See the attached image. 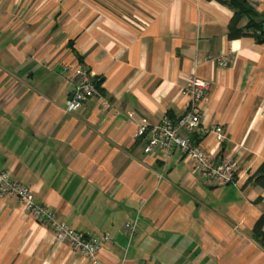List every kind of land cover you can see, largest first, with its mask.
Listing matches in <instances>:
<instances>
[{"label":"crops","instance_id":"1","mask_svg":"<svg viewBox=\"0 0 264 264\" xmlns=\"http://www.w3.org/2000/svg\"><path fill=\"white\" fill-rule=\"evenodd\" d=\"M246 1L264 13V0ZM231 18L214 0H0V170L72 229L108 234L100 264H264L250 237L264 190L246 185L264 162V43L229 39ZM78 67L102 80L108 109L65 111V69ZM192 76L208 96L199 130L180 134L235 163V184L208 183L176 152H143L139 123L183 116ZM0 264L90 261L4 198Z\"/></svg>","mask_w":264,"mask_h":264},{"label":"built area","instance_id":"2","mask_svg":"<svg viewBox=\"0 0 264 264\" xmlns=\"http://www.w3.org/2000/svg\"><path fill=\"white\" fill-rule=\"evenodd\" d=\"M220 67H228L225 57L217 61ZM69 79V98L65 111L73 113L89 100H95L104 110L110 107L108 101L100 93L92 74L81 68L74 70L65 69ZM189 88L186 95L189 97L187 110L178 120L172 121L164 118L157 125H149L146 120H141L138 125L137 135L146 136V145L143 152L149 154L157 152L163 158H167L172 152L178 153L182 158L190 160L199 173L208 183L216 186H228L235 184L236 164L233 162L214 163L205 152L191 144L182 137L181 130L193 132L200 128V114L197 104L206 100L209 91V83L198 77L192 76L189 80ZM217 143L224 139L222 127L215 126L211 129ZM4 198H16L23 210L26 211L38 224L48 227L55 241L71 246L72 250L79 252L90 264H100L99 254L106 243H109L108 234L87 236L75 231L65 222L58 220L54 211L45 205L34 203L32 190L11 179L10 175L0 170V200ZM136 219L125 223L124 232L130 241L136 233Z\"/></svg>","mask_w":264,"mask_h":264},{"label":"trees","instance_id":"3","mask_svg":"<svg viewBox=\"0 0 264 264\" xmlns=\"http://www.w3.org/2000/svg\"><path fill=\"white\" fill-rule=\"evenodd\" d=\"M214 1H216L219 4L225 5L232 11V18L228 25L227 36L229 39H239L242 37H249V38H253L259 44L264 43V13L258 12L246 0H214ZM243 21L245 23L244 25H241ZM77 59L81 63V58L78 57ZM93 82L95 83L100 93L103 95V90L101 89L102 80L94 79ZM235 181H236V176H235ZM246 185H252L254 187H258L260 190H264V162L258 167L256 172L248 178ZM259 200H261V198H258V201ZM87 236H91V235H87ZM93 236H97V235H92V237ZM250 237L264 251V215H262L255 223L251 231ZM109 242H110V237H109Z\"/></svg>","mask_w":264,"mask_h":264}]
</instances>
